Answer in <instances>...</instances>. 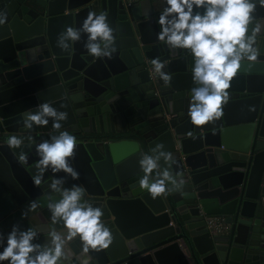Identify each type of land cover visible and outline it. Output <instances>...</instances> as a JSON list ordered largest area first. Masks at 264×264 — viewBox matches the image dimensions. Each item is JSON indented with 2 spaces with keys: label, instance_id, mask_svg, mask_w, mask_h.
<instances>
[{
  "label": "water",
  "instance_id": "obj_1",
  "mask_svg": "<svg viewBox=\"0 0 264 264\" xmlns=\"http://www.w3.org/2000/svg\"><path fill=\"white\" fill-rule=\"evenodd\" d=\"M163 7V0L130 7L120 0H0L8 14L0 26L5 239L13 225L36 226L35 242L47 243V184L64 177V187L84 185L86 198L104 209L113 240L88 253L78 239L71 241L59 264H264V32L257 37L258 60L242 64L231 81L222 117L195 126L188 116L196 86L191 56L157 39ZM89 12L105 13L114 30L117 52L111 59L88 53L86 34L67 50L57 46L60 34L79 28ZM254 16L264 19V7L257 6ZM153 58L165 63L170 84L150 75ZM46 101L68 113L62 130L77 138L70 163L79 179L49 170L38 187L32 179L36 144L56 133L51 121L33 131L23 129L22 120L25 110ZM14 134L24 140L15 150L7 144ZM157 144L173 154L172 171L186 181L182 193L153 198L139 186V161ZM21 152L27 163L19 160ZM160 167L168 165L161 160ZM34 199L41 206L28 212ZM207 218L222 219L229 233L211 235Z\"/></svg>",
  "mask_w": 264,
  "mask_h": 264
},
{
  "label": "clouds",
  "instance_id": "obj_2",
  "mask_svg": "<svg viewBox=\"0 0 264 264\" xmlns=\"http://www.w3.org/2000/svg\"><path fill=\"white\" fill-rule=\"evenodd\" d=\"M164 7L157 23V39L173 51L186 50L191 56V75L196 85L191 91L188 116L195 126L219 120L223 106L229 102L232 79L244 63L256 62L261 55L257 37L264 32V19L254 16L257 6L264 7V0H163ZM8 14L0 10V26L7 23ZM114 30L105 13L89 12L78 27H67L60 34L57 46L67 50L86 34L84 47L96 58L111 59L117 52ZM153 71L165 84H170V73L164 71L165 63L159 58L151 60ZM68 113L57 109L46 101L25 110L22 127L35 130L37 126H51L49 139L36 144L38 160L33 184L41 186L45 173L63 172L72 180L79 179V172L70 159L77 147V138L64 128ZM10 149H19L22 136L11 135L7 139ZM157 144L151 154L142 155L139 165L143 172L139 186L146 189L153 198L170 193H182L186 181L179 172L173 173V154ZM19 160L27 163V153H19ZM163 160L168 167L161 169ZM155 171V176L153 172ZM64 177H53L47 184L44 196L50 214L51 227L47 232V243H36L39 229L36 226L20 229L13 225L6 239L0 233V264H59L66 258L69 242L79 240L82 251L108 248L113 240L111 229L103 217L102 207L86 198L87 189L82 184L64 187ZM38 200H32L28 212L40 208ZM22 215H27L24 213ZM57 225L61 228H57Z\"/></svg>",
  "mask_w": 264,
  "mask_h": 264
},
{
  "label": "built area",
  "instance_id": "obj_3",
  "mask_svg": "<svg viewBox=\"0 0 264 264\" xmlns=\"http://www.w3.org/2000/svg\"><path fill=\"white\" fill-rule=\"evenodd\" d=\"M124 6L130 7L132 5L138 4L142 0H120ZM150 75L155 76L153 67L150 69ZM206 228L211 235H224L229 233L230 226L226 224L222 219L219 218H207Z\"/></svg>",
  "mask_w": 264,
  "mask_h": 264
}]
</instances>
